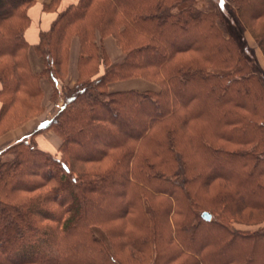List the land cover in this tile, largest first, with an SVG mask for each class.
<instances>
[{"label": "trees", "instance_id": "1", "mask_svg": "<svg viewBox=\"0 0 264 264\" xmlns=\"http://www.w3.org/2000/svg\"><path fill=\"white\" fill-rule=\"evenodd\" d=\"M61 1L43 5L57 17L36 72L37 0H0V131L44 113L45 79L62 102L0 151V264H264V76L218 15L197 0ZM229 1L264 57V0ZM133 79L158 90L110 88ZM50 131L55 155L36 140Z\"/></svg>", "mask_w": 264, "mask_h": 264}, {"label": "rangeland", "instance_id": "2", "mask_svg": "<svg viewBox=\"0 0 264 264\" xmlns=\"http://www.w3.org/2000/svg\"><path fill=\"white\" fill-rule=\"evenodd\" d=\"M197 3L201 9H203L205 11L214 12L218 15V23L221 26V28L223 29L224 33L227 36L232 37L234 40H236L238 42L239 47L241 48V51L244 53L245 57L248 59L252 69L260 72L264 76V57H263L257 43L253 39V37L245 29H243L240 26V24L238 23V21L235 19V16H234L232 9H231L230 1L229 0H197ZM70 5H72V4H70ZM74 41L76 42V44H77L76 47L78 48L79 47L78 40L75 39ZM104 45H105L107 54L111 60V63L116 64V63H119L123 60L124 56H123L122 52L120 51V49L115 45L113 39H111V38L106 39L104 41ZM29 53L32 54V56H31L32 60L31 59L30 60H31V64H32L33 69L36 72H40L43 68V60L41 58L37 57V55L35 54L33 49H30ZM70 57H71V54H70ZM70 65L71 64L69 63V70H68V77L66 79V84L69 86H73L76 82V79H77V66L75 65V66L70 68ZM39 68H41L40 71H38ZM42 87L44 90L43 107H44L45 111L42 115H40L38 117H34L33 119L31 118L32 117L31 115L29 117L25 118L24 121L29 120L26 123V125L28 124L29 126L24 128L26 130L29 129L30 127H32V124H31L32 121H34V120L40 121L41 119H43L45 117V113L47 112V110L52 109V111L54 113L52 114L51 118L54 117L53 115L56 114V112L59 110L60 105L62 104L61 101H59V103H57V104L51 102L50 96L52 94V87L46 79L42 81ZM110 88L112 91H121V90H129V89H136V90H140V91H144V90H156L157 91L158 90V87L156 85H154L150 82H146L142 79H133V80L115 83L114 85H111ZM47 116L48 115H46V117ZM15 118H18V116L17 115L13 116L9 121H7V129H4V131L3 130L0 131V134L3 132H6L7 130H11L10 132H13V131L18 130V129L23 127V125H22L21 127L14 129V127L16 125L15 124L13 125L11 120L15 119ZM30 130H33V129L30 128ZM9 133H7V134H9ZM47 133H53L55 135V137L58 138V136L54 132L50 131V132H46L44 134H47ZM40 136H42L41 137V139H42L41 143L42 144H45L46 141L53 142L54 138H52V136H50V135L47 136V135L41 134ZM2 137H0V140ZM51 138H52V140H51ZM10 140H12V139H10ZM10 140H9V142L7 141L6 143L0 142V151L5 149L8 145L16 142V140H12V141H10ZM59 143H60V140H59ZM55 146H56V144H55ZM57 153H58V149L55 153H51V154L55 155ZM246 217H248L247 214L244 215L242 220L247 221V220H249V218L252 219L251 216H249V218H246ZM253 221H254V219H252V222ZM240 228L244 229V230H247V229L256 230L257 229V227H251V228L240 227Z\"/></svg>", "mask_w": 264, "mask_h": 264}, {"label": "crops", "instance_id": "3", "mask_svg": "<svg viewBox=\"0 0 264 264\" xmlns=\"http://www.w3.org/2000/svg\"><path fill=\"white\" fill-rule=\"evenodd\" d=\"M49 2H51V0H37V3L32 8H30V10H29V15L31 17L32 24H31V27L26 32V39L29 42L31 49H33V47L37 44V42L39 40L40 32L41 31H47L51 27V24L53 23V21L57 17V13H55V12H44L43 11V5L47 4ZM77 2H78V0H62L60 3L58 11L62 12L65 9H67L70 6V4H75ZM76 46H77L76 42L73 41L72 48H71V57H70V64L71 65H70V68L75 66V65L77 66L79 47L77 48ZM31 56H32V54H30V59L32 60ZM40 69L41 68H39L38 71H40ZM1 109H2V105L0 103V112H1ZM51 111H52V109L47 110V112L45 113V117L43 119H41L40 121L34 120L31 122L32 127H30V128H32L33 130H30V128L27 130L24 129L27 126H29L27 124L18 130H15L13 132H10L9 134L4 135L1 138L0 142L6 143L7 141L9 142L10 139L17 141V140L23 139L26 136L30 135L33 131L41 128L51 119V116L54 113L53 111L52 112ZM46 115H48V116L46 117ZM42 135H47V136L50 135L54 139H53V142L46 141L45 144H42L41 143V140H42L41 137L42 136L39 135L40 137L38 136V138H37V142H38L39 147L46 152L55 153L57 151V149L59 148V145H60L59 139L56 138L53 133H47V134H42ZM52 138H51V140H52ZM12 140H10V141H12ZM55 144L58 148L55 146Z\"/></svg>", "mask_w": 264, "mask_h": 264}, {"label": "water", "instance_id": "4", "mask_svg": "<svg viewBox=\"0 0 264 264\" xmlns=\"http://www.w3.org/2000/svg\"><path fill=\"white\" fill-rule=\"evenodd\" d=\"M202 217H203V219H205L206 221H211V219H212L211 214H210V213H207V212L203 213V214H202Z\"/></svg>", "mask_w": 264, "mask_h": 264}]
</instances>
